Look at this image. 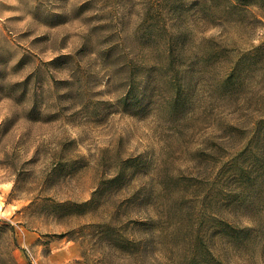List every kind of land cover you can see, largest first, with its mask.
<instances>
[{"label": "rangeland", "instance_id": "1", "mask_svg": "<svg viewBox=\"0 0 264 264\" xmlns=\"http://www.w3.org/2000/svg\"><path fill=\"white\" fill-rule=\"evenodd\" d=\"M0 0V264H264V0Z\"/></svg>", "mask_w": 264, "mask_h": 264}, {"label": "trees", "instance_id": "2", "mask_svg": "<svg viewBox=\"0 0 264 264\" xmlns=\"http://www.w3.org/2000/svg\"><path fill=\"white\" fill-rule=\"evenodd\" d=\"M234 2L236 1L237 3L239 2H241V3H246V2H244L245 0H233Z\"/></svg>", "mask_w": 264, "mask_h": 264}]
</instances>
